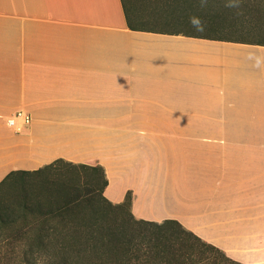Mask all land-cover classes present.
Segmentation results:
<instances>
[{
	"label": "crops",
	"instance_id": "1",
	"mask_svg": "<svg viewBox=\"0 0 264 264\" xmlns=\"http://www.w3.org/2000/svg\"><path fill=\"white\" fill-rule=\"evenodd\" d=\"M124 0H0V183L57 160L264 264V46L131 26ZM32 121L20 132L7 120Z\"/></svg>",
	"mask_w": 264,
	"mask_h": 264
},
{
	"label": "trees",
	"instance_id": "2",
	"mask_svg": "<svg viewBox=\"0 0 264 264\" xmlns=\"http://www.w3.org/2000/svg\"><path fill=\"white\" fill-rule=\"evenodd\" d=\"M242 7L264 9V0H253ZM220 8L222 12L214 14L212 22L218 23L216 17L223 20V12L232 10L225 8L224 3ZM165 9L169 7H158L152 16L159 19L150 20L173 23L171 18H175L189 23V17L195 15L191 13L189 17L181 18L166 13ZM246 10L243 9L242 14ZM134 13L137 16L135 8ZM234 14L239 20L244 19L239 12ZM127 16L132 26L134 22L129 13ZM254 27L259 29L261 25ZM165 31L264 46V36L252 37L243 32L233 37H211L177 29ZM46 170H59L64 179L54 183L48 199L42 201L29 192V188L39 182L29 183L23 177L41 176ZM13 176H17V182L27 184V191L10 196L9 201L0 199V264H241L176 220L156 223L136 219L131 212V191L123 203H111L104 196L108 180L100 166L73 164L60 159L37 171L10 173L0 183V190ZM100 205L125 212V221L146 225L148 232L133 236L120 226L109 224L110 214L98 209ZM89 211L91 216L87 214Z\"/></svg>",
	"mask_w": 264,
	"mask_h": 264
},
{
	"label": "rangeland",
	"instance_id": "3",
	"mask_svg": "<svg viewBox=\"0 0 264 264\" xmlns=\"http://www.w3.org/2000/svg\"><path fill=\"white\" fill-rule=\"evenodd\" d=\"M127 7L128 13L134 23H137L143 27L147 28H160V29H177L184 33H190L193 35L201 36H211V37H233L239 35L243 32L246 35H251L252 37L264 36V9L257 8H245L242 7L243 4H247L253 0H240V7L242 10H246L242 14V10L232 9L230 11H225L222 14L224 18L216 19L218 23L212 22L215 19L214 14L217 15L221 13L222 4L224 0H208V5L204 9L199 8V0H124ZM167 1V2H166ZM162 6L169 7L166 13H173L177 16L189 17L191 13L201 16L206 22L207 28L204 32L195 31L190 23L181 22L175 18H171V22H161V21H151L150 19L157 17L152 16V14L157 11V8H162ZM190 7V8H189ZM134 8L137 11V16L134 13ZM221 11V12H220ZM244 15V19L239 20L234 13ZM209 14V15H208ZM189 15V16H188ZM222 15V16H223ZM221 16V17H222ZM138 17V19H137ZM213 18V19H212ZM155 19V20H156ZM243 23V24H242ZM260 24L261 28L256 29L254 26ZM59 170H46L41 176L29 175L24 176L23 179L29 183L38 181L35 185L29 188V192H32L33 197H38L42 201L48 199L47 195L52 191L54 183H58L63 180L64 177ZM48 183V185H46ZM27 184L23 182H17V176H13L8 179L2 186L0 190V199L3 201H9L10 196L17 194H24L27 191ZM101 211H107L109 215V224L118 225L127 234L136 236L140 233L148 232V227L143 224L128 223L125 221L126 213L120 211H112L105 205L97 206ZM88 216H91L92 212L89 211ZM16 264V263H13Z\"/></svg>",
	"mask_w": 264,
	"mask_h": 264
},
{
	"label": "clouds",
	"instance_id": "4",
	"mask_svg": "<svg viewBox=\"0 0 264 264\" xmlns=\"http://www.w3.org/2000/svg\"><path fill=\"white\" fill-rule=\"evenodd\" d=\"M208 5V0H199V8L204 9ZM224 7L228 9H238L240 7V0H224ZM189 23L197 32H204L207 28L206 22L201 16L192 15L189 17Z\"/></svg>",
	"mask_w": 264,
	"mask_h": 264
},
{
	"label": "built area",
	"instance_id": "5",
	"mask_svg": "<svg viewBox=\"0 0 264 264\" xmlns=\"http://www.w3.org/2000/svg\"><path fill=\"white\" fill-rule=\"evenodd\" d=\"M32 121L31 116L24 111H17L11 118L7 120L9 127L15 131L20 132L22 128L29 125Z\"/></svg>",
	"mask_w": 264,
	"mask_h": 264
}]
</instances>
